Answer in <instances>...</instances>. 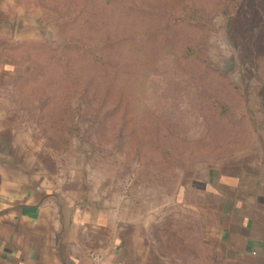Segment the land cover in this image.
I'll use <instances>...</instances> for the list:
<instances>
[{
	"label": "rangeland",
	"instance_id": "374dc122",
	"mask_svg": "<svg viewBox=\"0 0 264 264\" xmlns=\"http://www.w3.org/2000/svg\"><path fill=\"white\" fill-rule=\"evenodd\" d=\"M8 2L18 24L0 32V64L14 66L0 110L28 164L124 218L146 264H224L229 193L264 183V34L250 53L261 82L223 0ZM260 2L246 4L251 32ZM235 178L238 189L223 184Z\"/></svg>",
	"mask_w": 264,
	"mask_h": 264
},
{
	"label": "crops",
	"instance_id": "0c3cea01",
	"mask_svg": "<svg viewBox=\"0 0 264 264\" xmlns=\"http://www.w3.org/2000/svg\"><path fill=\"white\" fill-rule=\"evenodd\" d=\"M8 1L0 0V32L18 24L3 17ZM10 71V64H0V104L5 101L3 76ZM13 135L7 113L0 110V264H146L124 218L96 200L58 193L39 166L28 164L25 147ZM223 184L241 187L237 178ZM201 185V190L215 191L209 183L194 187ZM257 186L255 191L241 187L225 202L224 264H264V183ZM92 252L103 257L100 263L92 260Z\"/></svg>",
	"mask_w": 264,
	"mask_h": 264
},
{
	"label": "trees",
	"instance_id": "16d2710c",
	"mask_svg": "<svg viewBox=\"0 0 264 264\" xmlns=\"http://www.w3.org/2000/svg\"><path fill=\"white\" fill-rule=\"evenodd\" d=\"M247 1L248 0H223L221 6L227 16L226 30L230 41L240 54L243 63L248 65V69L246 70L248 73V79L253 77L262 82V78L257 73V63L252 59V57H257V55L256 53H250L253 47H255L256 42L261 38V35L264 34V19L260 22L262 25L259 26L255 32H251L249 22L250 17H246L245 15ZM182 9V20H185L186 23L192 24L189 19L192 18L191 9L194 8L192 5H187ZM259 14L262 16L264 14V0H261L260 4L255 5L254 10L251 13L252 20L255 16H259ZM11 67L14 69L13 65H11ZM223 108L225 110L223 113L227 115L229 109L225 106H223ZM262 143L264 145V139L262 140ZM202 187L203 185L200 186V189Z\"/></svg>",
	"mask_w": 264,
	"mask_h": 264
},
{
	"label": "built area",
	"instance_id": "2783aa9c",
	"mask_svg": "<svg viewBox=\"0 0 264 264\" xmlns=\"http://www.w3.org/2000/svg\"><path fill=\"white\" fill-rule=\"evenodd\" d=\"M91 258H92V260H93L95 263H100V262L102 261V259H103V257H102L100 254L95 253V252H92V253H91Z\"/></svg>",
	"mask_w": 264,
	"mask_h": 264
},
{
	"label": "water",
	"instance_id": "95a60500",
	"mask_svg": "<svg viewBox=\"0 0 264 264\" xmlns=\"http://www.w3.org/2000/svg\"><path fill=\"white\" fill-rule=\"evenodd\" d=\"M21 22V21H20Z\"/></svg>",
	"mask_w": 264,
	"mask_h": 264
}]
</instances>
